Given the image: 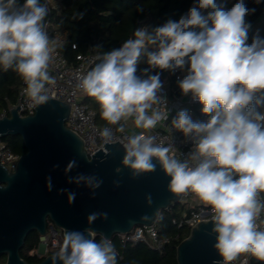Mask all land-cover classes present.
<instances>
[{"label": "clouds", "instance_id": "9594fccd", "mask_svg": "<svg viewBox=\"0 0 264 264\" xmlns=\"http://www.w3.org/2000/svg\"><path fill=\"white\" fill-rule=\"evenodd\" d=\"M254 12L245 0L230 8L222 0H196L178 21L137 28L132 38L102 53L78 77L77 87L99 105L101 119L124 132L129 120L142 130L167 121L168 101L159 95L161 73L185 72L177 81L181 93L191 94L208 117L194 121L180 110L171 120L194 142L187 158H177L171 146L140 132L128 137L123 163L139 174L153 171L156 158L171 178L172 193L192 194L210 210L222 264H249L253 258L264 264V39L257 30L248 43L251 24L246 17ZM49 14L48 0H0V69L22 78L35 105L49 99L48 86L56 83L49 68L63 46L46 30ZM83 15L75 13L72 19ZM141 62L148 67L137 74ZM154 69L160 71L151 74ZM100 136L111 142L112 128L104 127ZM81 181L93 189L100 185L94 177L76 180ZM74 198L70 193L69 202ZM95 218L90 215L88 221ZM57 258L62 264H117L111 240L96 242L76 231L64 232L53 264Z\"/></svg>", "mask_w": 264, "mask_h": 264}, {"label": "water", "instance_id": "95a60500", "mask_svg": "<svg viewBox=\"0 0 264 264\" xmlns=\"http://www.w3.org/2000/svg\"><path fill=\"white\" fill-rule=\"evenodd\" d=\"M167 75L168 70H164L161 81ZM18 107L0 116V137L21 135L27 148L14 170L0 160V258L6 255L3 264H53L56 252L37 262L20 253L32 231L46 233L48 220L64 232L112 240L135 226L154 224L163 210L181 202L182 195L170 191L171 178L156 158L153 171L135 174L124 165L126 149L118 141L104 142L101 147L91 142L96 154L90 157L82 137L66 125L70 103L49 96L35 107L34 114L23 116ZM73 161L74 166L66 171ZM80 176L94 177L99 187L77 183ZM70 193L75 194L71 203ZM93 214L96 218L90 223L88 217ZM145 216L149 219H143ZM212 228L210 219L191 227L176 247L178 264H222ZM250 263L261 264L254 258ZM55 264L62 261L57 258Z\"/></svg>", "mask_w": 264, "mask_h": 264}, {"label": "trees", "instance_id": "16d2710c", "mask_svg": "<svg viewBox=\"0 0 264 264\" xmlns=\"http://www.w3.org/2000/svg\"><path fill=\"white\" fill-rule=\"evenodd\" d=\"M195 2L196 0H61V11L52 12L47 18H51L67 32V42L61 50L69 61H73L78 52H85L90 48L101 54L119 48L125 40L133 37L137 28L145 26L151 29L169 19L178 21ZM222 2L230 8L236 0ZM245 3L248 8H255V12L246 17V21L251 24L248 33L251 41L256 33L254 25L263 13L264 0L260 3H256V0H245ZM138 7H142L143 11H138ZM75 13H83V18L72 19ZM73 44L77 48H73ZM146 67L148 65L141 62L137 74ZM157 71L160 70L154 69L151 74ZM169 74L173 80L174 73ZM22 83V78L14 71L0 69V114L16 103ZM86 101L96 109L97 123L104 124L106 121L100 117L99 105L89 96ZM3 139L14 153L20 156L26 153L27 148L21 135H7ZM186 208L187 205L180 202L161 212L157 222L159 232L171 238V243L163 251L152 249L146 243H124L119 236H115L112 242L117 252V264H178L176 247L189 235L190 228L179 227L174 219L179 220ZM39 238L37 231H32L27 236L20 251L22 257L31 262L42 260L29 254L38 244ZM102 238L98 235L95 240L100 242ZM5 261L6 255L0 258V264Z\"/></svg>", "mask_w": 264, "mask_h": 264}, {"label": "built area", "instance_id": "2783aa9c", "mask_svg": "<svg viewBox=\"0 0 264 264\" xmlns=\"http://www.w3.org/2000/svg\"><path fill=\"white\" fill-rule=\"evenodd\" d=\"M48 6L50 13L60 12L62 8L61 0H48ZM45 23L47 24L46 30L49 36L59 38L62 45L66 44L67 32L56 25L51 18H47ZM254 29L256 32L258 30L260 37L264 39V8L260 20L254 25ZM248 43H251L250 39ZM73 48H77V46L73 44ZM101 55V53L90 48L85 52H78L75 59L69 61L60 47L54 54L53 62L49 68L50 74L56 78V83L48 86V95L70 103V116L66 120V125L82 137L88 155L91 157L92 154H96L91 142L94 141L98 147H101L104 140L101 138L100 132L104 127H111L113 131L111 142L118 141L123 143L124 146L130 135L144 132L146 135L155 136V143L171 146L177 158L186 159L194 147V142L191 137H185L181 131L175 129L171 124V120L175 118L180 110H187L194 121H206L208 117L201 113V105L191 97V94L185 96L181 93L177 81L183 78L185 72L177 69L173 80H171V75L168 72L167 77L162 81L163 89L159 95L166 97L168 101L169 119L167 121H162L155 129L142 130L135 128L132 120H129L125 125L124 132H119L115 125H108L107 122L102 125L97 123L96 109L86 101L87 95L77 87L78 77L98 63V57ZM36 106L30 97L26 95V85L23 82L16 103L10 106L8 110H4L0 116L9 114L12 107H18V112L22 116L28 113L34 114ZM19 157L20 155L14 153L7 142L0 137L1 162L14 170ZM181 202L186 204L187 208L182 212L179 220L174 219V223H177L179 227H189L191 229L198 222L211 219L210 210L194 195H183ZM261 219L264 220V214L261 215ZM157 222L152 225L135 226L131 231L119 233L116 236H119L124 243H146L152 249L163 251L171 243V238L160 234ZM63 236L64 229L48 220L46 233L40 235L38 244L29 251V254L43 259L47 255L57 252L63 242ZM233 264H240V260L233 262ZM249 264H251L250 261Z\"/></svg>", "mask_w": 264, "mask_h": 264}, {"label": "rangeland", "instance_id": "374dc122", "mask_svg": "<svg viewBox=\"0 0 264 264\" xmlns=\"http://www.w3.org/2000/svg\"><path fill=\"white\" fill-rule=\"evenodd\" d=\"M4 262H1V264H3Z\"/></svg>", "mask_w": 264, "mask_h": 264}]
</instances>
